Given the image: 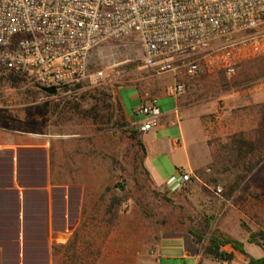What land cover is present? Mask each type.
Segmentation results:
<instances>
[{"label": "rangeland", "instance_id": "374dc122", "mask_svg": "<svg viewBox=\"0 0 264 264\" xmlns=\"http://www.w3.org/2000/svg\"><path fill=\"white\" fill-rule=\"evenodd\" d=\"M141 57L134 36L101 46L91 55L90 71L105 69V81L87 80L80 91L54 97L28 79L14 82L0 66V130L85 134L89 169L97 152L98 175L103 173L98 225L80 232L66 264H95L96 253L98 264H190L180 257L173 235L191 230L203 236L195 241L203 252L200 264H224L205 252L215 232L243 242L249 256L264 257V55L242 62L232 75L183 76L184 102L203 114L213 161L204 178L197 174L180 190L179 173L167 180L169 189L155 184L144 166L143 132H134L119 110L117 91L132 115L140 89L157 96L174 83L172 74L144 68ZM95 94L104 96L97 119L56 105L84 95L82 108L88 110L97 103ZM223 249L234 258L239 253V264H250L232 245Z\"/></svg>", "mask_w": 264, "mask_h": 264}, {"label": "built area", "instance_id": "2783aa9c", "mask_svg": "<svg viewBox=\"0 0 264 264\" xmlns=\"http://www.w3.org/2000/svg\"><path fill=\"white\" fill-rule=\"evenodd\" d=\"M132 36L143 67L172 74L167 91L181 95L183 76L232 75L264 55V0H0V66L42 90L57 88L50 97L104 82L105 69L90 71L92 53ZM146 95L134 124L142 132L159 118L157 96ZM192 178L183 172L180 187Z\"/></svg>", "mask_w": 264, "mask_h": 264}, {"label": "crops", "instance_id": "0c3cea01", "mask_svg": "<svg viewBox=\"0 0 264 264\" xmlns=\"http://www.w3.org/2000/svg\"><path fill=\"white\" fill-rule=\"evenodd\" d=\"M117 93L129 122L136 124L141 119L136 110L146 93L139 90L132 115ZM159 100L158 125L141 136L144 166L155 184L167 188V180L179 173L180 190L183 172L204 178L210 171L208 130L202 112L185 104L182 94L163 92L157 95V104ZM85 136L0 130V264H66L69 250L81 241L80 232L97 228L103 173L98 175L96 151L94 169L86 163ZM173 236L180 257L200 264L203 252L193 236L187 232ZM94 258L98 264L97 253ZM238 259L236 253L230 264H239Z\"/></svg>", "mask_w": 264, "mask_h": 264}, {"label": "trees", "instance_id": "16d2710c", "mask_svg": "<svg viewBox=\"0 0 264 264\" xmlns=\"http://www.w3.org/2000/svg\"><path fill=\"white\" fill-rule=\"evenodd\" d=\"M11 75V79L14 82H19V81H24L26 80L25 76L20 75V74H15V73H10ZM39 87V86H38ZM40 88V87H39ZM41 89V88H40ZM42 90V89H41ZM43 92V90H42ZM98 92L100 95H102L103 93L106 94L103 91H96ZM45 93V92H44ZM47 96H50L49 94H46ZM96 95V94H95ZM93 96V99L97 100V103L100 101L101 99L104 98V96H102L103 98H97L98 94L96 96ZM70 97V96H69ZM85 96H80V97H73V98H66V99H62L60 102H58L56 105L57 107H59L61 105V103H63L61 111H75V112H83V115H87V116H93L95 119L100 118V112H99V108L101 106L100 102L99 104H94L91 108H89L88 110H84L82 108V99ZM65 100V101H64ZM64 101V102H63ZM119 110L121 111V113L125 116V111L123 109V106L121 105V103L119 104ZM134 132H136L137 134L140 135V130L138 129L137 126H135L134 128ZM142 136V134H141ZM141 145L143 147L144 153H145V148H144V144L142 143V138H141ZM191 234L194 236V239L197 243H200L203 236L199 235L196 231L191 230L190 231ZM232 245L236 250L240 251L241 253L245 254L246 256L249 257L250 259V264H264V257H260V258H254L248 255V253L246 252L245 249V245L243 242L231 238V237H227L222 233H213L210 238H209V244L207 245L205 252L206 254H209L213 257H215L218 260L221 261H231L234 259V252H228L226 250L223 249V247L225 245Z\"/></svg>", "mask_w": 264, "mask_h": 264}, {"label": "water", "instance_id": "95a60500", "mask_svg": "<svg viewBox=\"0 0 264 264\" xmlns=\"http://www.w3.org/2000/svg\"><path fill=\"white\" fill-rule=\"evenodd\" d=\"M43 90L51 95H55L57 93V88L55 87H45Z\"/></svg>", "mask_w": 264, "mask_h": 264}]
</instances>
